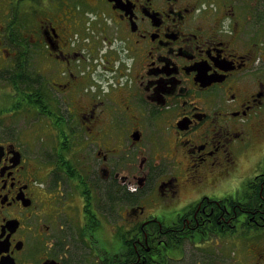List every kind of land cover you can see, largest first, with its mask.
<instances>
[{
	"label": "flooded vegetation",
	"instance_id": "1",
	"mask_svg": "<svg viewBox=\"0 0 264 264\" xmlns=\"http://www.w3.org/2000/svg\"><path fill=\"white\" fill-rule=\"evenodd\" d=\"M0 264H264V0H0Z\"/></svg>",
	"mask_w": 264,
	"mask_h": 264
}]
</instances>
